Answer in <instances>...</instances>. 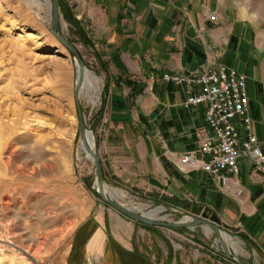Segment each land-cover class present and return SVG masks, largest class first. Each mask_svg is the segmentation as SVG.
Instances as JSON below:
<instances>
[{
  "label": "rangeland",
  "instance_id": "obj_1",
  "mask_svg": "<svg viewBox=\"0 0 264 264\" xmlns=\"http://www.w3.org/2000/svg\"><path fill=\"white\" fill-rule=\"evenodd\" d=\"M60 1L77 21L69 23L60 11L61 34L77 49L87 72L98 77V92L86 91L83 85L79 97L85 124L98 147L96 132L106 118L107 96L116 70L98 59V39L85 16L86 7L77 0ZM219 5L223 26L230 28L226 19L234 18L251 27L249 50L258 62L264 61V0H219ZM49 20L48 0H0V264H51L95 207L116 212L96 194L94 167L82 150L76 117V68L67 50L50 33ZM211 50L209 54L217 58L223 48ZM241 60L249 62L244 56ZM246 90L250 96L251 77H247ZM255 104L260 105L256 99ZM257 126L264 138V124ZM239 131L242 137L246 135L242 125ZM252 131L260 135L256 121H252ZM105 183L114 199L139 207H130L136 211L162 207L154 218L177 221L197 217L191 209L198 205L191 199L170 205L122 184ZM115 190L124 196L116 197ZM5 196L8 205H3ZM134 223L139 245L157 264H235L224 257L214 232L204 226L148 229ZM219 226L236 243L228 245L240 259L264 264L243 233L225 221L220 220ZM28 248L36 253L35 259L22 255Z\"/></svg>",
  "mask_w": 264,
  "mask_h": 264
},
{
  "label": "crops",
  "instance_id": "obj_2",
  "mask_svg": "<svg viewBox=\"0 0 264 264\" xmlns=\"http://www.w3.org/2000/svg\"><path fill=\"white\" fill-rule=\"evenodd\" d=\"M76 2L86 7L98 39V59L116 70L106 118L96 132L104 180L170 205L191 199L193 205L209 207L243 233L264 261V172L239 159L243 193L234 198L208 173L181 171L178 157L197 149L196 130L205 125V105H183L188 95L200 91L197 83L163 78L166 73L200 74L211 49L222 47L216 59L243 73L246 81L251 77L250 117L260 132L256 136L264 141L257 126L264 124V61L258 62L249 50L251 27L234 18L226 19L230 28L223 26L219 0ZM211 13H216L215 21L209 20ZM136 232L133 221L97 206L51 264H157L139 245Z\"/></svg>",
  "mask_w": 264,
  "mask_h": 264
},
{
  "label": "built area",
  "instance_id": "obj_3",
  "mask_svg": "<svg viewBox=\"0 0 264 264\" xmlns=\"http://www.w3.org/2000/svg\"><path fill=\"white\" fill-rule=\"evenodd\" d=\"M216 19V13L209 15V20ZM163 78L176 84L197 83L200 91L188 95L183 105H205V125L196 130L197 149L182 153L177 167L185 173L204 171L226 195L240 197L238 160L247 159L254 171L264 172V142L252 131L245 75L209 55L200 74L166 73ZM241 125L246 130L244 137Z\"/></svg>",
  "mask_w": 264,
  "mask_h": 264
},
{
  "label": "water",
  "instance_id": "obj_4",
  "mask_svg": "<svg viewBox=\"0 0 264 264\" xmlns=\"http://www.w3.org/2000/svg\"><path fill=\"white\" fill-rule=\"evenodd\" d=\"M49 1V31L54 36V38L67 50L69 55L72 57L74 66L79 69V73L76 77L74 89H73V98L74 104L76 107V117L79 128L80 137L82 139V145L84 150L90 155L91 161L94 167V182H95V191L99 199L114 209L117 213L124 216L127 219H130L134 222L140 223L142 225L163 227L167 229H176L179 227L193 228L195 226H204L212 230L216 236V240L222 249L224 257L228 260H231L235 264H249L242 259H240L233 251L230 250V247L223 236V231L220 228V218L213 212L209 207L204 206H194L192 207V212L197 215V217L188 220H177V221H164L161 218H154L147 215L146 212L136 211L122 203H119L108 191L107 185L104 180L100 157L98 153V147L93 136V144L91 145V140L86 136L87 132L93 135L92 130H90L84 121L82 109L80 106V93L81 85L83 82V73L86 70L85 64L80 57L77 49L72 45L60 32L59 23H60V10L58 0H48Z\"/></svg>",
  "mask_w": 264,
  "mask_h": 264
},
{
  "label": "bare ground",
  "instance_id": "obj_5",
  "mask_svg": "<svg viewBox=\"0 0 264 264\" xmlns=\"http://www.w3.org/2000/svg\"><path fill=\"white\" fill-rule=\"evenodd\" d=\"M76 68V77H77V75H78V73H79V69L77 68V67H75ZM83 82H84V84H83ZM83 82H82V85H81V90H82V86L84 85V89L86 90V91H92V92H98V90H99V88H98V77L97 76H95L93 73H91V72H87V69L86 70H84V73H83ZM91 103H94L93 102V100H91ZM86 136L91 140V145L93 144V135L92 134H90V132H87L86 133ZM81 147H82V150H83V152H84V154L86 155V157L91 161V157H90V155L84 150V148H83V145H82V139H81ZM109 191V190H108ZM113 195H116V197L117 196H124V194H122V192H120L119 190H115L114 192H113ZM115 197V198H116ZM120 199V198H119ZM124 201V200H123ZM8 202H9V198L8 197H4V199H3V205H8ZM134 205V204H133ZM137 206V205H136ZM130 207H132V208H135L136 210H139L140 208L139 207H134V206H131L130 205ZM163 210V208L162 207H157V208H154V209H152V210H149L148 212H146L147 213V215H149L150 217H155V215L157 214V213H159V212H161ZM189 219L186 217V218H184V220L183 221H188ZM206 229H208L207 227H205ZM223 236H224V238L226 239V241H227V243L230 245V244H232L233 246L236 244V243H234V242H232V238H231V236L229 235V234H227V233H223ZM239 248V247H238ZM234 249H236V248H234ZM236 251V250H235ZM25 253L27 254L26 255V257H31V258H33V259H35V257H36V253L35 252H33L32 251V249L31 248H28L27 250H23V253H22V255L24 254L25 255ZM24 257V256H23ZM32 259V260H33Z\"/></svg>",
  "mask_w": 264,
  "mask_h": 264
},
{
  "label": "trees",
  "instance_id": "obj_6",
  "mask_svg": "<svg viewBox=\"0 0 264 264\" xmlns=\"http://www.w3.org/2000/svg\"><path fill=\"white\" fill-rule=\"evenodd\" d=\"M58 2H59L60 11L62 12L64 19H66L69 23L77 24V21L74 18H72L69 10L67 8H65L63 5H61L60 0H58ZM140 225H142V224H140ZM142 226H144L145 228H148V229H154L155 228L154 226H148V225H142Z\"/></svg>",
  "mask_w": 264,
  "mask_h": 264
}]
</instances>
